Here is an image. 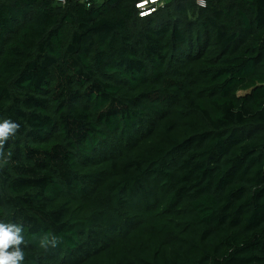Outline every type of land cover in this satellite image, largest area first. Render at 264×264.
I'll return each instance as SVG.
<instances>
[{
	"label": "trees",
	"instance_id": "1",
	"mask_svg": "<svg viewBox=\"0 0 264 264\" xmlns=\"http://www.w3.org/2000/svg\"><path fill=\"white\" fill-rule=\"evenodd\" d=\"M138 1L0 0V220L24 264H264V0Z\"/></svg>",
	"mask_w": 264,
	"mask_h": 264
},
{
	"label": "clouds",
	"instance_id": "2",
	"mask_svg": "<svg viewBox=\"0 0 264 264\" xmlns=\"http://www.w3.org/2000/svg\"><path fill=\"white\" fill-rule=\"evenodd\" d=\"M20 127L12 119H0V161H6L11 156L3 150L4 145L18 133ZM57 242V237L46 234L41 238L40 246L45 249L55 247ZM25 244L22 225L0 220V264H24Z\"/></svg>",
	"mask_w": 264,
	"mask_h": 264
},
{
	"label": "built area",
	"instance_id": "3",
	"mask_svg": "<svg viewBox=\"0 0 264 264\" xmlns=\"http://www.w3.org/2000/svg\"><path fill=\"white\" fill-rule=\"evenodd\" d=\"M65 0H57V2L64 3ZM84 3L85 0H77ZM168 0H139L136 8L139 11V17L145 18L152 15L155 10L162 8ZM197 5L201 8L205 7V0H197Z\"/></svg>",
	"mask_w": 264,
	"mask_h": 264
}]
</instances>
